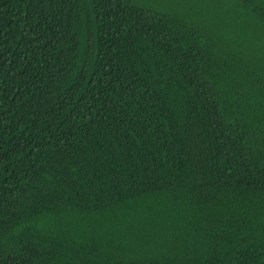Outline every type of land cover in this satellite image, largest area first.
Listing matches in <instances>:
<instances>
[{"label":"trees","instance_id":"trees-1","mask_svg":"<svg viewBox=\"0 0 264 264\" xmlns=\"http://www.w3.org/2000/svg\"><path fill=\"white\" fill-rule=\"evenodd\" d=\"M0 264H264V0H0Z\"/></svg>","mask_w":264,"mask_h":264}]
</instances>
